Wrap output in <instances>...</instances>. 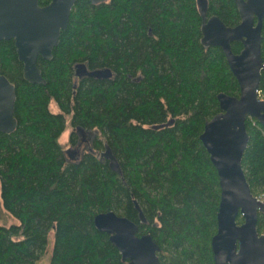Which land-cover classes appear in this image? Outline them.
I'll list each match as a JSON object with an SVG mask.
<instances>
[{
	"label": "trees",
	"instance_id": "1",
	"mask_svg": "<svg viewBox=\"0 0 264 264\" xmlns=\"http://www.w3.org/2000/svg\"><path fill=\"white\" fill-rule=\"evenodd\" d=\"M212 16L227 26L240 21L233 0H207ZM201 23L196 0H76L51 58H37L41 83L23 78L13 40H0V73L14 84L17 121L0 132V197L17 219L0 225V264H35L50 230L48 264H126L93 224L108 210L135 222L137 235L150 234L161 264H214L220 188L199 134L220 110L216 95L238 96L239 86L222 49L201 43ZM261 35L264 62V16ZM240 47L231 43L234 53ZM66 117L95 134L75 159L59 142ZM245 126L242 167L259 196L264 126L250 118ZM106 148L112 164L99 159ZM257 230H264L261 214Z\"/></svg>",
	"mask_w": 264,
	"mask_h": 264
},
{
	"label": "water",
	"instance_id": "2",
	"mask_svg": "<svg viewBox=\"0 0 264 264\" xmlns=\"http://www.w3.org/2000/svg\"><path fill=\"white\" fill-rule=\"evenodd\" d=\"M75 1L50 0L41 6L38 0H0V40H13L23 65L22 76L27 81L43 82L37 58H51ZM234 1L240 21L227 26L216 16L207 19V0H196L202 18L200 41L204 46L222 49L239 86L238 96L225 92L216 95L220 110L205 120L199 134L216 169L220 188L217 227L210 244L214 264H264V232L257 230L258 215H264V202L251 192L242 167V156L249 141L246 119L254 118L264 126V99H258L256 94L264 74L261 57L264 0H252V7L244 5L249 0ZM231 42L241 44L238 53L232 51ZM15 98L14 84L0 73V132L10 133L16 127ZM104 158L110 159L111 164L114 161L108 148L99 154L100 161ZM238 216L242 218L239 223ZM93 224L110 235V242L126 264H161L157 256L159 245L150 234L137 235L136 223L126 216L112 210L98 212Z\"/></svg>",
	"mask_w": 264,
	"mask_h": 264
},
{
	"label": "rangeland",
	"instance_id": "3",
	"mask_svg": "<svg viewBox=\"0 0 264 264\" xmlns=\"http://www.w3.org/2000/svg\"><path fill=\"white\" fill-rule=\"evenodd\" d=\"M49 108H50V110L52 112H59L58 106L56 105L54 100L50 101ZM70 132H71V126L69 124L68 117H66V119H65V128H64L62 134L59 137V142L62 143L65 146V151L70 149V146H69V135H70ZM73 147H71V152H69V153L66 152L69 159H75V158H77V156L79 154V153L75 154V152H74L75 148H73ZM79 148L82 151L84 149H87L88 147H86L84 143L80 142ZM73 154H75V155H73ZM14 223H17V219L14 218L12 216V214H10L8 211H6L3 208L2 202H1V197H0V225L8 226V225L14 224ZM52 240H53L52 231L50 230L48 232L46 251L36 261L35 264H48L49 256H50L51 248H52Z\"/></svg>",
	"mask_w": 264,
	"mask_h": 264
},
{
	"label": "flooded vegetation",
	"instance_id": "4",
	"mask_svg": "<svg viewBox=\"0 0 264 264\" xmlns=\"http://www.w3.org/2000/svg\"><path fill=\"white\" fill-rule=\"evenodd\" d=\"M234 1V0H233ZM243 2L245 1V0H242ZM235 2V1H234ZM252 0H249V2L247 3V4H244L246 7H252ZM46 5V4H45ZM237 5V4H236ZM41 6H43V5H41ZM242 6V5H241ZM237 7H238V5H237ZM239 9V8H238ZM232 43V42H231ZM239 43V42H238ZM240 49H241V47H240ZM239 49V50H240ZM239 50H238V52H239ZM237 52V53H238ZM110 73H108V72H102V75L103 76H107V75H109ZM76 128H78V129H76ZM71 131H74L75 132V137H76V143L75 144H72L71 142L69 143V146H70V149H71V147H73V148H75L74 149V152H75V154H77V153H79L80 154V152H81V150H80V148H79V144H80V142H82V143H84L85 144V146L86 147H88L89 146V144H90V142L92 141V139L94 138V136H95V134H94V131H92V130H83V129H79V127H71ZM102 152V151H101ZM75 154H73V155H75ZM78 154V155H79ZM100 154V153H99ZM262 215V214H261ZM264 216V215H263ZM259 232V231H258ZM261 232H264V230L263 231H261ZM261 232H259V233H261Z\"/></svg>",
	"mask_w": 264,
	"mask_h": 264
},
{
	"label": "built area",
	"instance_id": "5",
	"mask_svg": "<svg viewBox=\"0 0 264 264\" xmlns=\"http://www.w3.org/2000/svg\"><path fill=\"white\" fill-rule=\"evenodd\" d=\"M256 94H257V98L258 99H261V100L264 99V91L262 90L261 87L257 88ZM257 199L264 202V193L259 195V196H257Z\"/></svg>",
	"mask_w": 264,
	"mask_h": 264
}]
</instances>
